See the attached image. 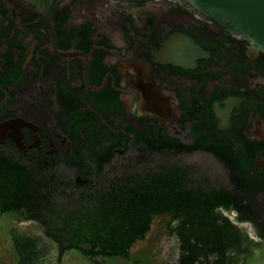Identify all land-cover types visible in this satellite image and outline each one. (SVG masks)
<instances>
[{
	"label": "flooded vegetation",
	"instance_id": "flooded-vegetation-1",
	"mask_svg": "<svg viewBox=\"0 0 264 264\" xmlns=\"http://www.w3.org/2000/svg\"><path fill=\"white\" fill-rule=\"evenodd\" d=\"M252 42L188 0H0V175L16 170L34 202L68 210L175 168L229 190L216 211L264 249V49ZM2 212L48 235L26 207Z\"/></svg>",
	"mask_w": 264,
	"mask_h": 264
},
{
	"label": "trees",
	"instance_id": "trees-1",
	"mask_svg": "<svg viewBox=\"0 0 264 264\" xmlns=\"http://www.w3.org/2000/svg\"><path fill=\"white\" fill-rule=\"evenodd\" d=\"M19 166L23 165L14 162V168ZM21 178L16 170L0 175V197L4 200L1 209L26 207L33 212L31 215L44 223L46 233L59 243V258L66 250L75 248L92 257L121 256V264H148L146 256L133 255L131 247L138 239L146 237L154 215L165 212L180 218L177 232L184 251L178 262L163 264H199L203 256L213 264H220L250 251L248 245H242L246 239L240 228L216 211L219 205H229L226 195L231 192L202 191L189 186L188 174L175 168L172 172L164 167L131 177L124 186L89 196L99 202L84 203L68 210L55 209L57 204L52 201L47 206L43 201L34 202L41 193L29 191ZM49 197L47 193L42 198ZM48 211L50 218H46ZM14 244L18 264H47L35 238L16 235ZM231 250L235 253L228 252Z\"/></svg>",
	"mask_w": 264,
	"mask_h": 264
},
{
	"label": "rangeland",
	"instance_id": "rangeland-1",
	"mask_svg": "<svg viewBox=\"0 0 264 264\" xmlns=\"http://www.w3.org/2000/svg\"><path fill=\"white\" fill-rule=\"evenodd\" d=\"M184 160L198 163L195 156H186ZM149 166L150 164H143V167L148 168ZM224 176L219 173L216 178H224ZM222 212L219 211L223 216L227 215L229 218H233L232 212L226 210ZM178 222H180V218L175 217L174 214L168 212L155 214L151 229L146 237L138 239L133 244L131 253L146 256L148 264L178 262L184 251L177 232ZM16 235L35 238L39 253L47 264H121L123 260L121 256L115 258L92 257L75 248L66 250L59 258V243L45 234L44 228L39 222L24 220L16 212H2L0 203V264H18L14 244ZM237 253L239 254V252ZM241 253L236 260L220 264H264L263 248L255 253L252 251ZM199 264L213 263L203 256V261H200Z\"/></svg>",
	"mask_w": 264,
	"mask_h": 264
},
{
	"label": "water",
	"instance_id": "water-1",
	"mask_svg": "<svg viewBox=\"0 0 264 264\" xmlns=\"http://www.w3.org/2000/svg\"><path fill=\"white\" fill-rule=\"evenodd\" d=\"M51 7L53 0H29ZM197 8L215 18L227 30H232L250 38L253 44L264 49V0H188ZM191 38L177 34L174 38ZM198 54L204 49L196 42H187Z\"/></svg>",
	"mask_w": 264,
	"mask_h": 264
}]
</instances>
